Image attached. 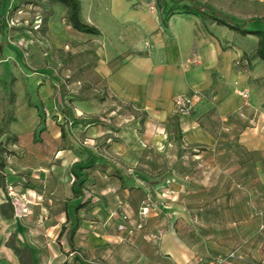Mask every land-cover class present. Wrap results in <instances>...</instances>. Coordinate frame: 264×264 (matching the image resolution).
<instances>
[{
	"label": "rangeland",
	"instance_id": "obj_1",
	"mask_svg": "<svg viewBox=\"0 0 264 264\" xmlns=\"http://www.w3.org/2000/svg\"><path fill=\"white\" fill-rule=\"evenodd\" d=\"M98 2L104 5L105 1ZM82 34L70 26L59 3L0 0V186L6 191L2 212L11 218L9 187L40 183V168L56 163V148H81L83 154L87 146L93 147L115 167H123L110 156L107 142L91 146L78 136V146L67 136L70 115L88 116L89 122L103 117L112 130L132 123L143 132L146 146L139 163L125 171L120 182L112 179L107 189L88 188L86 197L96 198L94 203L103 202L107 212L114 213L113 230L121 233L113 242L121 258L115 256L107 263L97 258L101 264L116 263L117 258L125 264H150L149 251L159 248L168 233L190 251L189 264H264V151L240 144L237 132L242 125L225 121L235 125L225 130L215 113L204 121L217 137L213 146L187 143L175 129L168 135L171 130L165 127L145 124L144 113L117 101L103 81L95 80V54ZM47 122L56 129L66 128V136H57L58 140L48 134ZM157 131L167 136L152 140ZM104 166H72L69 178L79 181L92 172L93 181H99L100 173H93ZM110 173L118 178L116 170ZM24 195L27 211L18 216L29 223L41 196L30 190ZM143 206H148L145 217L140 215ZM6 224L0 225V246L5 242L21 264H29V252L14 233V222ZM73 231L63 241L68 242ZM156 231H161L159 240L145 237ZM32 235L45 240L40 231ZM53 245L61 246L57 241ZM81 255L91 264L87 255Z\"/></svg>",
	"mask_w": 264,
	"mask_h": 264
},
{
	"label": "crops",
	"instance_id": "obj_2",
	"mask_svg": "<svg viewBox=\"0 0 264 264\" xmlns=\"http://www.w3.org/2000/svg\"><path fill=\"white\" fill-rule=\"evenodd\" d=\"M104 1L101 5L98 0H80L82 18L100 31L82 35L90 40L95 54L92 74L95 80L104 82L111 96L144 113L145 124L155 125L156 129L165 127L171 130L168 135L175 129L182 140L191 144H216L217 137L204 126L211 113L225 130L235 126L225 121L236 120L242 125L237 141L249 150L264 151V60L256 54V35L241 34L192 13L174 12L163 20L167 7L163 0ZM192 1L243 29L264 32V0ZM178 94L196 96L189 114L173 112L172 98ZM70 117L67 136L71 140L77 143L79 136L85 144L107 142L110 156L123 167H115L93 147L82 149L83 154L81 148H56V163L40 168V183L13 185L21 193L30 190L41 196L39 204L32 208L29 223L15 215L12 206L11 218L2 212L6 191L0 186V225L14 222L13 231L29 252V264H88L81 254L87 255L91 264H101L97 258L106 263L115 256L121 258V250L113 244L121 235L112 227L114 213L109 214L103 202L94 203L96 198L86 196L88 188L107 189L112 179L120 182V176L139 163L145 137L132 123L112 130L103 117L95 122H89L85 115ZM53 125L46 123L48 134L64 138L66 128L56 129ZM162 136L166 137L167 132L157 131L152 140ZM68 156L71 158L67 161ZM85 163L105 165L101 172L96 167L93 173H100L99 181H93L92 172L84 173L79 181L70 180L71 167L80 168ZM111 170H116L118 178L112 176ZM72 229L73 241H63ZM39 231L44 241L32 235ZM55 241L61 246L53 245ZM149 254L150 264H189L192 258L179 239L169 233ZM119 258L113 264H125ZM0 264H21L5 242L0 246Z\"/></svg>",
	"mask_w": 264,
	"mask_h": 264
},
{
	"label": "trees",
	"instance_id": "obj_3",
	"mask_svg": "<svg viewBox=\"0 0 264 264\" xmlns=\"http://www.w3.org/2000/svg\"><path fill=\"white\" fill-rule=\"evenodd\" d=\"M54 3H59L66 9V17L70 24V26L79 32L88 33V34H99L98 28H96L94 25L87 23L81 16V2L80 0H49ZM165 7L164 9V18L169 14H173L174 12H180V13H192L195 15H198L200 17H207L213 21H215L217 24L225 25L230 29H234L239 31L241 34H253L258 37V46L256 50L257 56L264 60V32L262 31H251L243 29L242 27H239L229 20L221 17L218 13L212 11L211 9L205 7L204 5H199L193 2L192 0H168L167 2L163 0ZM15 139V137H13ZM251 153H254V151H248ZM82 167V166H78ZM77 185H80V182L77 181ZM78 192V191H75ZM87 202V201H84ZM79 204L76 206V208L81 207L83 204ZM72 233L69 235V242L71 243ZM218 264L217 262L209 261L208 264Z\"/></svg>",
	"mask_w": 264,
	"mask_h": 264
},
{
	"label": "built area",
	"instance_id": "obj_4",
	"mask_svg": "<svg viewBox=\"0 0 264 264\" xmlns=\"http://www.w3.org/2000/svg\"><path fill=\"white\" fill-rule=\"evenodd\" d=\"M245 95V93H244ZM196 96H189V95H174L172 98V106H173V112L176 115H186L189 114L193 108L194 101H195ZM8 196L11 199V203L13 205V210L15 215H20L21 213L24 214L23 212L27 211L26 208V203L27 200L25 198L24 193H16V190L13 187H9L7 191ZM148 212V206H143L140 215L142 217H145ZM126 216H122V219H126ZM145 237H148L149 239L152 240H159L161 237V231H156V232H148L145 234ZM213 264V263H210Z\"/></svg>",
	"mask_w": 264,
	"mask_h": 264
}]
</instances>
